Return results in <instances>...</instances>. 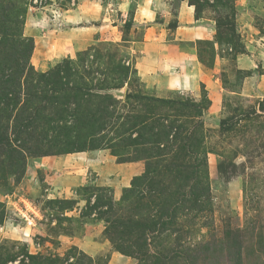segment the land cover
<instances>
[{
	"label": "rangeland",
	"instance_id": "374dc122",
	"mask_svg": "<svg viewBox=\"0 0 264 264\" xmlns=\"http://www.w3.org/2000/svg\"><path fill=\"white\" fill-rule=\"evenodd\" d=\"M29 45L0 264H264V0H0L1 73Z\"/></svg>",
	"mask_w": 264,
	"mask_h": 264
},
{
	"label": "trees",
	"instance_id": "16d2710c",
	"mask_svg": "<svg viewBox=\"0 0 264 264\" xmlns=\"http://www.w3.org/2000/svg\"><path fill=\"white\" fill-rule=\"evenodd\" d=\"M33 52V48L31 45H29L27 48H25V51L21 53V59L19 60L16 57H12L9 60L8 66L6 67L5 71L1 73L0 70V79L1 82H4L11 85V83H14V81H20V79L23 78L24 74L27 73V67L24 65V61H27L30 57V55ZM23 61V62H22ZM28 77V76H27ZM41 80L44 81L42 84H45L47 87L53 88V91L51 89L50 93L56 95L58 92H62V88L59 91H56V87L60 86L62 84L61 76H59V72L55 74H47L42 75ZM161 104L164 105H170L172 104L170 101H158ZM157 102V103H158ZM115 229V225L112 226V228H108V233H110L112 230ZM110 239L112 240V235L110 233Z\"/></svg>",
	"mask_w": 264,
	"mask_h": 264
},
{
	"label": "crops",
	"instance_id": "0c3cea01",
	"mask_svg": "<svg viewBox=\"0 0 264 264\" xmlns=\"http://www.w3.org/2000/svg\"><path fill=\"white\" fill-rule=\"evenodd\" d=\"M195 35L196 33H193L192 35H190L191 40L195 41Z\"/></svg>",
	"mask_w": 264,
	"mask_h": 264
}]
</instances>
